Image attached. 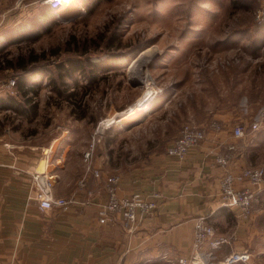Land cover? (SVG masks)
<instances>
[{"label": "rangeland", "instance_id": "rangeland-1", "mask_svg": "<svg viewBox=\"0 0 264 264\" xmlns=\"http://www.w3.org/2000/svg\"><path fill=\"white\" fill-rule=\"evenodd\" d=\"M75 4L71 10L63 5L54 11L44 0H0V59L5 65L19 58L37 59L28 63L21 78L25 89H34L32 101L22 99V111L36 104L34 122L21 113L24 129L34 127L41 138H71L73 155L84 150L86 139L89 142L100 126L93 159L107 154L112 168L119 157L129 160L145 147L137 145L136 138L152 136L157 142L161 131L171 143L187 122L206 126L207 136L209 129H222L213 115L221 108L235 106L232 127L248 124L264 109V0ZM144 49L146 54L131 68ZM76 60L82 68L71 65ZM8 68L7 82L21 72ZM14 87H2L1 94ZM70 92L74 96L69 97ZM170 97L172 102L163 103ZM161 105L166 111L158 113ZM140 107L146 114L133 121ZM213 122L220 128L212 127ZM48 124L50 130H44ZM260 128L264 134V120ZM262 150L252 159L253 166L264 167V145ZM75 161L73 168L79 165L75 167ZM261 202V233L253 238L258 246L244 242L236 248L252 251L251 264H264V197Z\"/></svg>", "mask_w": 264, "mask_h": 264}, {"label": "crops", "instance_id": "crops-1", "mask_svg": "<svg viewBox=\"0 0 264 264\" xmlns=\"http://www.w3.org/2000/svg\"><path fill=\"white\" fill-rule=\"evenodd\" d=\"M12 66L0 59V83L7 81L5 76ZM23 94L22 89L14 87L0 95V264H171L167 257L191 253L193 222L198 215H206L217 234L231 238L216 252L217 256L245 243L258 246L253 238L261 233L257 226L264 186L255 187L260 200L255 202L249 218L240 219L236 210L220 204L219 181L225 168L215 157L230 151L228 168L238 171L253 166L252 159H258L264 145L263 130H258L253 139L232 134L230 124L236 119L235 106L213 114L222 123V129H209L206 139L184 158L166 153L169 138L159 131L157 142L152 136L140 137L143 142L134 139L137 145L145 147L134 152L132 160L119 157L115 167L107 166L109 155L96 154L94 166L102 173L97 178L85 172L83 150L71 155V138L64 142L49 135L41 138V131L34 127L30 131L24 129ZM25 96L32 97L30 90ZM166 101L172 102V98H165L163 103ZM162 105L156 110L158 113L166 111ZM25 113L34 122L36 116ZM44 130L49 131L50 124ZM153 144L159 148L153 151ZM87 145L88 138L85 148ZM230 145L235 148L230 149ZM73 161L75 167L79 164L76 168ZM32 172L52 176L54 195L71 200L67 209L40 210L29 184ZM115 173L121 178L117 191L121 196L133 192L146 196L161 194L155 210L139 214L132 231L124 230L119 218L106 223L98 220V205L108 195L104 177ZM83 175L85 185L78 187V179Z\"/></svg>", "mask_w": 264, "mask_h": 264}, {"label": "built area", "instance_id": "built-area-1", "mask_svg": "<svg viewBox=\"0 0 264 264\" xmlns=\"http://www.w3.org/2000/svg\"><path fill=\"white\" fill-rule=\"evenodd\" d=\"M54 11L63 6L68 0H44ZM16 79V78H15ZM12 78L4 85L0 86V95L2 87H13L16 80ZM264 120V109H261L257 118L248 124L238 123L232 129L235 137H250L253 139ZM212 127L219 129L218 122L211 123ZM100 126L91 134L88 145L83 150L82 160L85 172L92 173L94 177L101 178V171L94 166V151L96 143L99 140L97 135ZM206 137L205 129L191 122L184 123L174 140L167 146L166 152L169 155L184 158L188 152L199 145ZM234 149V145H230ZM231 160L230 151L225 154L217 155L215 161L225 168L224 174L219 181L220 204L229 209L237 211L240 219L249 218L254 210V204L258 200V190L264 183V167L248 166L238 171H232L228 168ZM29 184L33 189L34 196L38 201L40 210H49L54 207L67 209L71 200L65 197L55 196L51 175L42 172H32ZM119 176L109 174L104 177L103 184L107 195L104 203L98 205V220L101 223L115 221L120 219L121 226L126 231H132L139 214H148L153 212L157 207L158 200L161 197L159 192L151 195H145L139 192H133L129 195L121 196L118 194ZM86 176L83 175L78 179V187L85 185ZM248 182L247 185L238 186L239 183ZM231 238L227 235L217 234L216 228L207 220L206 215L194 217L193 234L191 240V253L189 255L177 256L174 258L167 257L171 264H251L248 260L251 255L249 248L242 249L230 248L222 256H217V251L226 244L230 243Z\"/></svg>", "mask_w": 264, "mask_h": 264}, {"label": "trees", "instance_id": "trees-1", "mask_svg": "<svg viewBox=\"0 0 264 264\" xmlns=\"http://www.w3.org/2000/svg\"><path fill=\"white\" fill-rule=\"evenodd\" d=\"M48 13V12H47ZM37 59L36 58H34L33 56H30V58H28V59H23V58H19V60H17V61H15V63H12L11 61H9V62H6L8 65H14L18 70H21V72L18 74V77L16 78V88H19V89H22V92H24V98H23V101H25V102H30V101H32V100H30L31 98L30 97H27V96H25L26 94H27V92H28V90H30V89H25V86H24V82H23V80L21 79V78H23L24 77V74L27 72V67H28V63L30 62V63H32V62H34V61H36ZM2 62H5V61H2ZM71 65H75V66H77V67H81L82 68V63H81V61H79V60H76V61H71ZM69 66V65H68ZM67 66V68H66V70L67 71H69V67ZM59 67H62L63 68V64H59ZM42 70V69H41ZM40 70V71H41ZM23 71V72H22ZM22 73V74H21ZM62 74V73H61ZM62 83H64L63 82V80H62V78H61V80H60V84H62ZM60 84H58V87H59V85ZM54 87L56 88L57 86H56V84L54 85ZM34 89H32V90H30V91H33ZM57 90H58V92L60 93V94H62L61 92L62 91H60L59 90V88H57ZM68 96L69 97H72V96H74V92H70V93H68ZM13 99V98H12ZM18 104H19V102H18ZM36 104H33V103H30L29 104V107H28V109H30L28 112H29V114H34V113H36V108L34 107ZM35 108V109H34Z\"/></svg>", "mask_w": 264, "mask_h": 264}, {"label": "bare ground", "instance_id": "bare-ground-1", "mask_svg": "<svg viewBox=\"0 0 264 264\" xmlns=\"http://www.w3.org/2000/svg\"><path fill=\"white\" fill-rule=\"evenodd\" d=\"M73 5H76L75 4V0H68L65 4H64V7H65V11L66 10H71V9H73L75 6H73ZM148 51V49H144V50H142V51H140V53L137 55V57L135 58V60H133V62H132V64H131V67H132V65H135L137 62H138V60H140V58L142 57V56H144L145 54H146V52ZM147 76V75H146ZM146 107V106H145ZM145 107H140V109H139V111L141 110V114H138L136 117H133L132 119H133V121H135V120H137L138 118H141L144 114H146L144 111L146 110L145 109ZM134 118H135V120H134Z\"/></svg>", "mask_w": 264, "mask_h": 264}]
</instances>
